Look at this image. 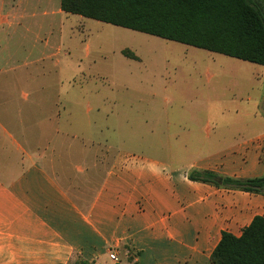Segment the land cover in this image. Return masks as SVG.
Returning a JSON list of instances; mask_svg holds the SVG:
<instances>
[{
	"label": "crops",
	"instance_id": "obj_1",
	"mask_svg": "<svg viewBox=\"0 0 264 264\" xmlns=\"http://www.w3.org/2000/svg\"><path fill=\"white\" fill-rule=\"evenodd\" d=\"M60 1L0 0V264H129L128 251L138 253V264H211L222 233L239 237L255 217L264 218V196L188 176H264V125L258 128L253 89L242 97L241 86L231 82L238 92L226 96L231 105L250 106L246 125L205 120L199 135L191 126L174 137L186 155L197 149L184 161L175 160L168 138L156 147L167 155L155 158L94 138L100 129L89 116L98 110L88 103L84 119L75 113L76 98L66 102L60 92L66 84L106 78L79 70L67 82L57 64L50 67L70 51L67 37L77 27ZM83 19L78 25L85 26ZM136 58L130 61L141 62ZM53 72L59 77L50 86ZM205 76L207 84L215 77ZM235 108L233 117L243 115ZM215 130L219 141L212 144Z\"/></svg>",
	"mask_w": 264,
	"mask_h": 264
},
{
	"label": "rangeland",
	"instance_id": "obj_2",
	"mask_svg": "<svg viewBox=\"0 0 264 264\" xmlns=\"http://www.w3.org/2000/svg\"><path fill=\"white\" fill-rule=\"evenodd\" d=\"M78 19L83 18L70 16L69 23L77 26L72 40L67 37L70 51L55 57L49 65L57 64L59 71L56 72L67 82L70 74L79 70L86 76L99 74L106 78L105 81L90 80L82 86L66 84L60 92L66 102L73 103L71 100L76 98L75 113L84 119L88 103L98 110L89 116L100 129L94 131V138L106 139L119 148L134 154L142 152L152 158L165 157L167 149L156 147L171 139L175 160L184 161L196 154L197 149L186 155L185 149L175 147L176 135L185 134L191 126L198 127L194 135H199V127L204 126L205 120L219 126H244L250 120L245 116L250 106L244 101L228 103L229 90L238 92L229 86L231 82L241 86L242 97L253 89L252 95L259 100L258 128L264 125L261 122L264 105L260 104L264 100V67L93 20L83 19L85 26L78 25ZM124 49L141 62L125 59L120 53ZM209 54L214 55V61L207 57ZM206 71L215 75L209 84L205 82ZM219 73L225 76H217ZM51 75L49 84L55 86L59 76L54 72ZM79 97L81 102L77 100ZM234 108L243 115L233 117L230 113ZM219 110L225 111V115L218 113ZM218 133L213 131L212 144L219 141ZM222 135L229 137L231 132ZM127 255L132 256L133 252Z\"/></svg>",
	"mask_w": 264,
	"mask_h": 264
},
{
	"label": "trees",
	"instance_id": "obj_3",
	"mask_svg": "<svg viewBox=\"0 0 264 264\" xmlns=\"http://www.w3.org/2000/svg\"><path fill=\"white\" fill-rule=\"evenodd\" d=\"M60 7L65 14L264 67V0H61ZM121 54L137 60L129 50ZM188 179L264 196V176L242 180L202 171ZM137 256H127L128 263L138 264ZM210 262L264 264V218L255 217L239 237L222 233Z\"/></svg>",
	"mask_w": 264,
	"mask_h": 264
},
{
	"label": "built area",
	"instance_id": "obj_4",
	"mask_svg": "<svg viewBox=\"0 0 264 264\" xmlns=\"http://www.w3.org/2000/svg\"><path fill=\"white\" fill-rule=\"evenodd\" d=\"M108 258H109V260H111V261H113L115 263H117V261H118L117 257L113 253H110Z\"/></svg>",
	"mask_w": 264,
	"mask_h": 264
}]
</instances>
